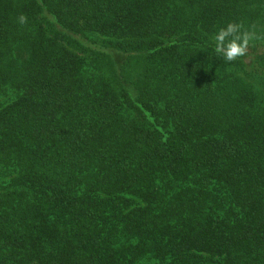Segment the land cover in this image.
Returning <instances> with one entry per match:
<instances>
[{"label":"trees","instance_id":"1","mask_svg":"<svg viewBox=\"0 0 264 264\" xmlns=\"http://www.w3.org/2000/svg\"><path fill=\"white\" fill-rule=\"evenodd\" d=\"M143 261L264 264V0H0V264Z\"/></svg>","mask_w":264,"mask_h":264},{"label":"clouds","instance_id":"2","mask_svg":"<svg viewBox=\"0 0 264 264\" xmlns=\"http://www.w3.org/2000/svg\"><path fill=\"white\" fill-rule=\"evenodd\" d=\"M19 22L25 23L26 17L20 16ZM253 39L254 33L244 30L241 24L228 23L219 28L213 36L214 53L226 63L233 62L245 54Z\"/></svg>","mask_w":264,"mask_h":264},{"label":"rangeland","instance_id":"3","mask_svg":"<svg viewBox=\"0 0 264 264\" xmlns=\"http://www.w3.org/2000/svg\"><path fill=\"white\" fill-rule=\"evenodd\" d=\"M3 178V177H2ZM142 264H151V263H149V262H147V261H143V262H141ZM140 263V264H141Z\"/></svg>","mask_w":264,"mask_h":264}]
</instances>
